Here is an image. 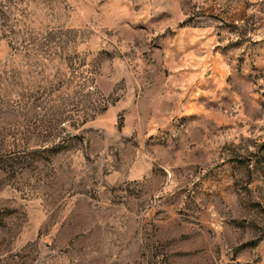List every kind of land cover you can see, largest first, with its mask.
Wrapping results in <instances>:
<instances>
[{"label": "rangeland", "instance_id": "374dc122", "mask_svg": "<svg viewBox=\"0 0 264 264\" xmlns=\"http://www.w3.org/2000/svg\"><path fill=\"white\" fill-rule=\"evenodd\" d=\"M0 264H264V0H0Z\"/></svg>", "mask_w": 264, "mask_h": 264}]
</instances>
